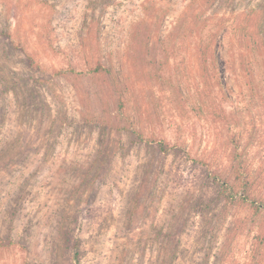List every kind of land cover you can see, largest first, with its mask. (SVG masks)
<instances>
[{"label": "rangeland", "instance_id": "374dc122", "mask_svg": "<svg viewBox=\"0 0 264 264\" xmlns=\"http://www.w3.org/2000/svg\"><path fill=\"white\" fill-rule=\"evenodd\" d=\"M263 2L0 0V264H264L251 207H204L235 146L264 207V68L242 30ZM173 216L175 258L154 240Z\"/></svg>", "mask_w": 264, "mask_h": 264}, {"label": "trees", "instance_id": "16d2710c", "mask_svg": "<svg viewBox=\"0 0 264 264\" xmlns=\"http://www.w3.org/2000/svg\"><path fill=\"white\" fill-rule=\"evenodd\" d=\"M233 0H205V3L208 6H211L213 8H221L222 5L226 3H232ZM219 4V5H218ZM264 4V2H263ZM245 26L243 27V31L245 32L246 36H252L254 38L255 48L257 51V54L261 61V66L264 68V7L260 9L259 11L252 9L250 10L245 18ZM199 23V16L193 15L190 16V19L185 18L182 20L178 26L179 28V37L184 38L188 34H192L195 28L198 26ZM201 45V46H200ZM196 48L198 50V53L204 58L205 62V76L204 79L207 82L212 77V74L208 72V62L206 61V58L210 55V48L209 46H206V44H200ZM27 63L28 66L31 69L38 70L39 66L35 64V60L27 56ZM165 63H160L159 68L157 70H162L164 68ZM91 72L93 73L95 78H103L105 76H110V71L107 69L105 64L102 61L97 60L96 65L93 69H91ZM119 107L123 105L122 99H119ZM213 115H216V112L213 111ZM217 120L222 121L224 119V116H216ZM109 126V125H108ZM111 127L117 128L118 126L110 124ZM109 126V128H111ZM153 144L156 146V150L159 151V153L167 155L169 151L176 149V146H171L166 144L163 141H154ZM178 150V149H177ZM233 157L234 161L236 162L233 169L232 177L229 179H223V177L219 176H212V186L216 188V195L212 197L207 203L204 204L205 211L209 210L211 208V205L218 207L219 211L223 214H225L229 208L231 207H242L246 208L248 205L251 207V215L249 218L252 221V224L257 226L258 233L253 238L256 241V244L259 248H262L264 245V216H262V208L263 205L259 203H255V199L252 198L251 192L254 188L253 181H250L248 179L244 178V170H243V164L239 161V155L237 154V148L236 146L233 149ZM195 164H202L205 163L201 160H195ZM232 179V180H231ZM243 186V192L242 194L238 193V188ZM194 208H196L194 206ZM182 209L184 210V206H181V209L178 210L176 213H181ZM259 217V218H258ZM260 217H262L260 220ZM181 218L180 220L177 219V217L173 216L172 221H167L166 223H163L161 228L157 231V234L154 236V240L157 242V244L163 248V252L167 255H169L171 258H175L177 255L178 245L180 241V236L182 234V231L184 229V226L186 225L187 220L185 218ZM258 218V221H257ZM246 221V220H245ZM245 221L238 220L236 223V227L233 229H238L239 225L244 226ZM231 229V230H233ZM232 237H228V240H230ZM79 242L77 240L74 241V244H72L73 247L76 249L78 248ZM161 248V249H162ZM208 256V254H207Z\"/></svg>", "mask_w": 264, "mask_h": 264}]
</instances>
